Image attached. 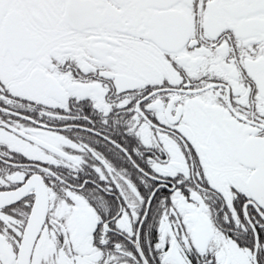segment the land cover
<instances>
[{"label": "snow or ice", "instance_id": "6c2138e0", "mask_svg": "<svg viewBox=\"0 0 264 264\" xmlns=\"http://www.w3.org/2000/svg\"><path fill=\"white\" fill-rule=\"evenodd\" d=\"M0 264H264V0H0Z\"/></svg>", "mask_w": 264, "mask_h": 264}]
</instances>
